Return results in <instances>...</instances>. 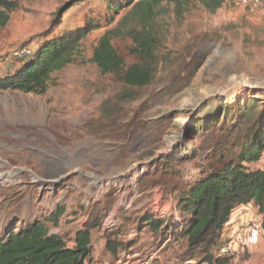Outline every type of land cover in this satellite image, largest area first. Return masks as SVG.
<instances>
[{
	"label": "rangeland",
	"instance_id": "374dc122",
	"mask_svg": "<svg viewBox=\"0 0 264 264\" xmlns=\"http://www.w3.org/2000/svg\"><path fill=\"white\" fill-rule=\"evenodd\" d=\"M16 1L19 8L0 30V78L23 66L16 52L34 51L88 23L99 28L83 40L75 61L51 76L44 94L0 91V233L64 208L57 226L48 225L68 241L93 213L101 214L94 222L103 224L93 231L92 264H203L201 258L177 261L182 246L160 245L141 226L148 212L171 215L177 184L143 180L170 159L174 169L197 173L194 161L185 160L206 155L201 148L210 147L213 135L196 124L225 119L222 105L236 111L250 100L264 104V5L227 0L210 13L198 0H181L178 12L175 2L163 3L151 23L163 63L153 86L125 102L121 95L129 90L119 76L103 74L93 55L102 37L117 31L112 44L123 70L139 63L132 38L121 34L132 9L126 0ZM250 168L264 170V156ZM250 211L245 226L225 230L215 255L233 232L260 219ZM107 233L136 244L114 259L105 249ZM234 259L264 264V233Z\"/></svg>",
	"mask_w": 264,
	"mask_h": 264
},
{
	"label": "trees",
	"instance_id": "16d2710c",
	"mask_svg": "<svg viewBox=\"0 0 264 264\" xmlns=\"http://www.w3.org/2000/svg\"><path fill=\"white\" fill-rule=\"evenodd\" d=\"M126 1L125 6L132 9L121 22V34L132 38L133 53L139 63L123 70L124 60L112 44L117 31H109L102 37L93 61L103 74L120 77L129 90L121 98L132 102L138 99L140 92L153 86L162 62L158 56L160 40L151 28L157 10L165 2H175L178 12L182 3L181 0ZM226 1L198 0L210 13L221 9ZM18 8L16 0H0V30L8 25L10 15ZM98 28L88 23L38 46L32 55L23 58V66L15 74L0 78V91L44 94L51 76L75 61L83 40ZM174 74L173 71L170 78L176 76ZM221 110L225 119L218 117L205 126L203 122L196 124L198 130L213 135L210 147L201 148L207 151L206 155L185 160L194 161L193 169L197 173L174 169L171 164L175 159H170L160 164L159 173L143 180L148 184L146 181L159 177L158 185L165 186L168 180L177 183L173 188L176 205L171 215L164 218L148 212L140 220L141 226L153 234L160 245L166 242L183 247L184 253L178 255L177 261L190 263L201 258L203 264H235V256L214 252L233 213L243 206L257 210L264 233V170L250 168L264 156V104L250 100L236 111L226 105H222ZM166 190L169 191V187ZM64 213V208H58L48 220L26 223L19 229L8 227L0 233V264H86L92 257L93 231L103 224L94 223L101 214L95 217L93 213L68 241L60 234H52L48 225L50 222L57 226ZM105 239V249L117 260L121 253L129 252L136 244V240L128 243L119 240L117 233Z\"/></svg>",
	"mask_w": 264,
	"mask_h": 264
},
{
	"label": "built area",
	"instance_id": "2783aa9c",
	"mask_svg": "<svg viewBox=\"0 0 264 264\" xmlns=\"http://www.w3.org/2000/svg\"><path fill=\"white\" fill-rule=\"evenodd\" d=\"M238 6L259 8L264 5V0H238ZM33 50L22 49L15 53V56L22 59L32 55ZM114 222H110L107 227L113 228ZM263 234L262 223L259 220L253 221L243 233L233 232L232 235L227 239L226 244L223 245L219 253L221 255H239L242 249H247L256 246ZM148 264V263H146Z\"/></svg>",
	"mask_w": 264,
	"mask_h": 264
},
{
	"label": "crops",
	"instance_id": "0c3cea01",
	"mask_svg": "<svg viewBox=\"0 0 264 264\" xmlns=\"http://www.w3.org/2000/svg\"><path fill=\"white\" fill-rule=\"evenodd\" d=\"M250 208H253V207L243 206L237 209L233 213V218L231 222L229 223V226L227 227V229H230V228L237 229L240 225L245 226V224H247V221L249 220L250 213L252 211V210L250 211ZM86 264H92L91 259Z\"/></svg>",
	"mask_w": 264,
	"mask_h": 264
}]
</instances>
